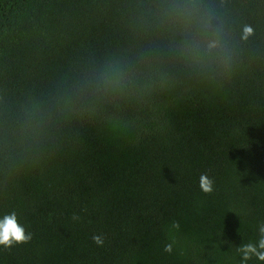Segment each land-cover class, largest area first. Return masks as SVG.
<instances>
[{
	"label": "trees",
	"instance_id": "trees-1",
	"mask_svg": "<svg viewBox=\"0 0 264 264\" xmlns=\"http://www.w3.org/2000/svg\"><path fill=\"white\" fill-rule=\"evenodd\" d=\"M12 212L32 239L0 264H240L264 222V0H0Z\"/></svg>",
	"mask_w": 264,
	"mask_h": 264
},
{
	"label": "clouds",
	"instance_id": "clouds-1",
	"mask_svg": "<svg viewBox=\"0 0 264 264\" xmlns=\"http://www.w3.org/2000/svg\"><path fill=\"white\" fill-rule=\"evenodd\" d=\"M252 29L245 27L244 38L250 35ZM199 188L205 194H211L214 191V180L208 176L207 173H202L199 177ZM73 220H79L78 216H73ZM172 228L179 229L180 224L175 222ZM259 238L256 243L249 242L247 244H240L237 247V252L241 256L240 264H247V261L255 257L259 261L264 262V222L259 225ZM32 239V234L26 232L25 228L18 223L17 215L15 212L4 215L0 219V246L11 248L16 244L28 243ZM93 242L97 246H103L104 238L102 235H93ZM174 243V242H173ZM173 243H167L164 246V252L171 254L173 251Z\"/></svg>",
	"mask_w": 264,
	"mask_h": 264
}]
</instances>
